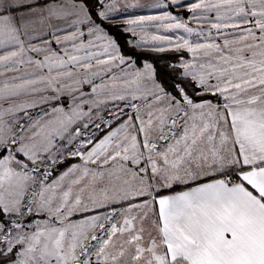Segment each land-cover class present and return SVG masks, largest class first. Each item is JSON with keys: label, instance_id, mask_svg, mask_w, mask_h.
<instances>
[{"label": "snow or ice", "instance_id": "obj_1", "mask_svg": "<svg viewBox=\"0 0 264 264\" xmlns=\"http://www.w3.org/2000/svg\"><path fill=\"white\" fill-rule=\"evenodd\" d=\"M89 2L0 0V66L19 71L27 63L37 69L0 86V149L7 152L0 158V264H115L125 257V245L134 247L131 259L137 264H264V0H195L190 5L158 0L141 5L187 7L198 29L169 11L123 20L120 30L133 37L150 22L196 35V41L155 35L153 41L160 43L153 50L164 51V45L186 49L195 63H181L182 81L190 80L195 96L218 95L223 104L195 100L183 83L173 86L175 95L167 92L151 64L135 69L111 31L120 19L119 0H94L95 7ZM33 36L40 44L29 40L26 46L24 38ZM127 43L137 48L144 41ZM22 96L39 98L14 102ZM109 101L128 102L139 125L129 116L112 128L126 115L119 109L104 121L111 130L102 139L93 143L94 132L80 139V122L88 121L84 129L90 124L100 129L93 113ZM163 101L164 106L154 107ZM43 105L52 106L30 114ZM141 106L148 109L146 119L139 114ZM21 112L23 117L18 116ZM14 129L30 135L25 138ZM121 133L123 138L112 147ZM57 139L68 144L79 139L69 156L83 163L49 184L51 166L63 162L58 161L62 154ZM157 141L163 142L161 147ZM89 145L87 152L80 151ZM77 170L82 174L72 183L86 181L79 194L73 197L68 188L57 201L55 189ZM129 173L131 180L126 178ZM175 184L188 187L155 194ZM30 185H38L39 191L29 195ZM139 197L146 199L123 209L110 207ZM102 207L109 208L102 216L71 220L76 213ZM133 209L135 216H124L122 223L115 219ZM41 214L46 219H32ZM149 219V242L143 246L144 221ZM125 233L123 243L113 240Z\"/></svg>", "mask_w": 264, "mask_h": 264}, {"label": "rangeland", "instance_id": "obj_2", "mask_svg": "<svg viewBox=\"0 0 264 264\" xmlns=\"http://www.w3.org/2000/svg\"><path fill=\"white\" fill-rule=\"evenodd\" d=\"M43 3H47L49 2V0H43L41 1V4ZM195 2V0H179V3L181 4H184V5H190L191 3ZM169 3V0H166V4ZM169 8H174V9H179V10H182V12H184L183 14L186 16L187 19H189V15H190V12L188 11V8L187 7H175V6H171ZM168 9V8H167ZM13 13V12H12ZM12 13H9L10 15H13ZM183 18V17H182ZM184 20V19H183ZM194 21H191V24H192V27L195 28L196 26L199 28L200 25H195L193 24ZM205 27V26H204ZM206 28V27H205ZM141 29L140 28H137L136 30V36L133 37L131 34H129V40H133L134 42L135 41H138V40H143V37H145V35H141ZM186 38H193V35L192 36H188L187 33H184L183 34ZM213 35H215V33H213ZM30 38L32 37H26L24 38L26 40V46H27V42L30 40ZM46 39L48 38L47 36L45 37ZM149 38V37H148ZM32 41V40H31ZM200 41L202 42L203 41V38H200ZM147 43V42H146ZM144 41V43L142 44L141 47V50H147V49H144L142 47H147V46H150V45H147ZM33 45H39L40 44V40L37 39V42H34L32 43ZM52 47L55 49L57 48V46L55 44L52 45ZM138 48V47H137ZM138 48V49H139ZM149 51H155V50H151L149 49ZM182 51V50H180ZM189 54V57L187 59H182L180 60V62L178 63V66L180 67L181 63L182 62H189V59H190V53L188 51H185ZM0 54H3V51H0ZM28 56H31L33 57L34 59H42V56L41 55H38L34 52H29L28 53ZM28 56H25L24 59L27 60L28 59ZM11 66V65H9ZM144 67V65L142 67H137L134 65V68L135 69H140L142 70ZM181 68V67H180ZM182 69V68H181ZM37 69L35 68L34 65H31V64H27L25 63V65L23 67L20 68L19 71H8L6 70V68L4 66H0V86H2V84L5 82V81H8V82H12L11 78L13 76H21V75H25V74H31V73H34L36 72ZM129 72H132L133 69H128ZM183 71V69H182ZM115 74L116 75H122L118 70H115ZM117 86H121L122 84V81H117ZM144 83H148L150 84L151 82L150 81H145ZM132 88V90H135V85H132L130 86ZM85 90L87 91V88H85ZM127 94V93H125ZM44 95H47V93H45ZM137 95H139V93H137ZM39 97H19V98H15L14 102L19 104V103H23L26 99H38ZM131 103H140L139 101H130ZM8 105L5 104L4 107H7ZM52 105H43L42 107H38V108H32L29 110L30 114L32 115H35L36 113L40 112L41 110L43 109H48L50 110ZM141 108L140 107V112L139 114L141 115ZM119 109H123V111L126 113V115H123L121 116V119L120 120H116L113 122L112 124V128H115L116 126H118L120 123H122L123 121H126L128 119L129 116H132L133 117V123L138 126L139 125V121H137L135 119L137 113L134 109H132L131 107L128 106V102H125V101H115V102H112V101H109L107 103H105L104 105H102L101 109L98 111V113L94 112L93 113V119L95 120L96 123H99L101 125L100 129H97L95 127V124H90L89 128L88 129H84L83 128V123H87L88 121L87 120H84L82 122H80V127H81V131H82V136L80 139H83L85 137H87L90 133H95V136L92 137L93 139V143L95 142H98L100 139H102L111 129H109L108 127L105 126L104 124V121L106 120H109L111 119L113 113L119 111ZM85 111H87V106H85ZM23 113H18V116L20 117H23ZM6 121H8L9 123H12V119L11 117H8V116H5L4 118ZM21 123L24 122V120H21L20 121ZM14 131H16L17 135H24L25 138H27L28 135H30V133H20L18 130L14 129ZM129 132H131L132 134H136L132 129H129ZM123 133H121L117 138L116 140L113 142V145L112 147H115V143L118 142L120 139L123 138ZM39 139V138H37ZM138 140L141 141V134L138 135ZM79 144V139L75 142H73L72 144H68L67 143V139L65 140H59L57 139L56 140V147L58 149H60V152H61V156H58V161L59 159H63V162L60 163V162H57L55 165H52L51 168H50V171H51V175L48 177V180L46 181V183H52L53 181H56L58 180V178L61 176L62 173H64L65 171L68 170V168H70L72 165H82L83 161L79 158V157H71L69 156V153L71 151H74L77 146ZM92 147V145H89L88 148H81L80 151L82 152H87L90 148ZM15 148V146H13V149ZM111 150V148H110ZM4 155H7V152L5 150H2L0 149V158H2ZM18 160H21V161H24L27 163V161L25 160V158L17 153V157H16ZM15 167V165H13ZM142 166V164H141ZM29 167L31 168L32 165L29 164ZM41 167H44L43 165H41ZM89 168H92V169H95L96 166L95 165H88ZM128 167H135V166H132V165H128ZM19 170V169H18ZM81 171L80 170H77L76 172H74L72 175H70L69 177H65V179L62 181L61 185L59 187H57L55 189V192H56V199L57 201L59 200L60 196L62 195L63 191L67 190L68 188H71L72 189V195L73 197L78 193V190L79 188L83 185V183H85L86 181H82L81 184L77 185V184H73L72 183V180L73 179H76V178H79L81 176ZM127 179H130L131 180V174L129 173L127 176H126ZM33 190H36V191H39V186L38 185H30L29 186V190H28V194L30 195L31 192ZM47 195V194H46ZM37 199H39V197H37ZM143 200V197H139L135 200H130V201H124L122 203H118V204H112L110 205V207H114V208H117V209H123V208H127L128 205L130 203H136V204H139L141 203ZM85 202L87 203L88 201L85 199ZM109 210L108 207H102V208H97L95 211L93 212H81V213H76L74 214L72 217H71V220L72 221H79V220H82V219H85L86 217H90V216H93V215H101L105 212H107ZM137 214V210L136 209H133V211L131 213H127L125 212L123 215L121 216H117L115 217V219L122 223L123 219H124V216H128V217H131V216H135ZM32 219L36 220V221H41L43 219H46V217L44 216V214H41V215H37V216H34ZM101 223H105V226L107 227V222H105L103 219H101L100 221ZM135 223V226L136 228H139L140 227V222L139 221H136L134 222ZM148 225V220H146V223L144 221V226H147ZM43 226V225H42ZM148 227V226H147ZM146 227V228H147ZM35 229H27V231H34ZM96 234L97 235H100V231L99 229L96 230ZM146 235V237H145ZM128 237V234L125 233L123 237H119V235L117 237H113V240H115L118 244L119 243H123L125 239H127ZM148 232H145L144 234V239L143 241L141 242L143 246H147L148 245ZM89 243H95L94 241H91L90 237H89ZM126 249L128 250L125 257H121L117 262H115V264H137V262L133 261L131 259V255H134L135 254V250H134V247H129L128 245H125ZM92 260L93 262H95V255L93 254L92 256ZM106 264H114L113 261L111 260H108L106 262Z\"/></svg>", "mask_w": 264, "mask_h": 264}, {"label": "crops", "instance_id": "obj_3", "mask_svg": "<svg viewBox=\"0 0 264 264\" xmlns=\"http://www.w3.org/2000/svg\"><path fill=\"white\" fill-rule=\"evenodd\" d=\"M41 1H43V0H41ZM155 2H158V0H119V5L118 6L120 8V12L118 13V15L120 16V19L116 20L115 25H120L121 27H123L124 26L123 25L124 18H135V17L140 16V15H160L164 11H169L172 15L178 16V18L180 20L184 19L183 21L188 22L189 26L192 27V24H191V13L189 15L190 18L187 19L186 16L183 14L184 12H182V10H179V9L141 7V5H143V4H152V3H155ZM159 2H162V3L166 4V0H159ZM134 3H135V6H133ZM43 4L44 3L42 2L41 5H43ZM12 14L13 15H19V12H13ZM165 23H168V22H165ZM193 24L198 25L196 22H193ZM204 26L206 28L208 27L207 25H204ZM195 28L198 29L197 26ZM141 32H142L141 35H145V37H143L145 43L147 42L146 44L150 45V46H147V47H142V48L147 49V50H149V49L152 50L154 45H158L160 43V42H154L153 41L152 37L155 36V35H163V36H168V37H173L174 38V37H176L178 35H182L183 34V30H165L161 26L160 22H150V23L146 24L144 26L143 30H141ZM58 34L62 36L64 33H58ZM190 40L191 41H196L197 40V36L193 35V38H191ZM30 41H31V43L37 42V38H35L33 36L32 38H30ZM202 42H204V41H202ZM218 42H222V41H218ZM164 47H165L164 51L176 50L174 47H169L167 45H164ZM139 49H141V48H139ZM181 50L182 51H187L186 49H181ZM189 63H195L191 53H190ZM197 68H198V64H197ZM213 103L214 104H223V100H222V103H216V102H213ZM164 104H166V101L161 102L160 105H154V107H156V106H164ZM141 107H142L141 108V116L146 119L147 118L146 117V112L148 111V109L145 108L144 106H141ZM154 123H155V121H154ZM153 135H155V133H153ZM142 140H143V135L141 134V142H142ZM162 144H163V142L157 141L158 147H161ZM141 151H144L143 148L141 149ZM142 166H143V162H142ZM186 187H188V185L175 184V185H173L172 188H159L158 191L155 192V194L157 196L170 195V194H174V193L179 192V191H183V190H185ZM144 199H146V197H143V200ZM145 223H146V221H145ZM149 225H150V219L148 220V225H147L148 227L145 226V228L147 227L145 232H148V231L151 230ZM152 235L155 236V232H152ZM145 237H146V235H145ZM147 238L149 239V236ZM147 242H149V240Z\"/></svg>", "mask_w": 264, "mask_h": 264}, {"label": "trees", "instance_id": "obj_4", "mask_svg": "<svg viewBox=\"0 0 264 264\" xmlns=\"http://www.w3.org/2000/svg\"><path fill=\"white\" fill-rule=\"evenodd\" d=\"M89 7H95L94 0H90ZM120 25H114L111 27L112 34L117 36L120 44V53L125 57H129L134 65L142 67L145 63L153 65L156 70V80L161 84L167 92H171L175 95L173 86L177 83H183L186 85V91L189 95L197 101L201 99L211 100L212 102L222 103V99L219 96L213 97L210 94H206L203 97H197L194 95L195 89L191 86L190 80H183L181 78L182 69L178 66V63L182 59H187L189 54L180 50L169 51H149L141 50L131 47L127 41L129 40V34L121 31ZM175 65L176 67H171Z\"/></svg>", "mask_w": 264, "mask_h": 264}]
</instances>
